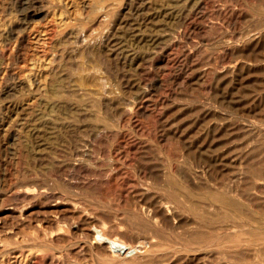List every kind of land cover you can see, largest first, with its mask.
Here are the masks:
<instances>
[{
  "label": "rangeland",
  "instance_id": "374dc122",
  "mask_svg": "<svg viewBox=\"0 0 264 264\" xmlns=\"http://www.w3.org/2000/svg\"><path fill=\"white\" fill-rule=\"evenodd\" d=\"M263 152L264 0H0L4 216L62 199L60 210L77 202L126 234L145 232L136 212L179 232L186 216L142 202L166 169L261 217ZM230 213L218 209L220 231ZM3 245L0 264H13ZM190 248L171 264H224Z\"/></svg>",
  "mask_w": 264,
  "mask_h": 264
},
{
  "label": "bare ground",
  "instance_id": "6f19581e",
  "mask_svg": "<svg viewBox=\"0 0 264 264\" xmlns=\"http://www.w3.org/2000/svg\"><path fill=\"white\" fill-rule=\"evenodd\" d=\"M37 130L32 132L29 129L28 133L36 137L34 134ZM262 163L258 164L262 167ZM160 173L167 179L164 185L161 184L165 187L163 190L155 188L162 191L154 193L150 190L152 194L143 191L142 202L146 208L154 205L151 209L155 214L171 213L173 209L174 215L177 212L179 218L186 216L190 225L184 223L186 227L183 230L182 222H179L181 218L177 217L181 225L179 232L177 229V232L174 230L171 233L162 230V227L141 218L136 212L132 213L133 219L130 217V220L135 229L144 228L145 232L140 235L134 229L137 234H133L132 227L131 234L127 231L128 236L121 231V225L117 223V228L109 227L99 215L88 212L86 207L77 202H70L65 209L60 210L59 206L63 203L58 202L62 199H56L55 203L35 216L29 210L31 204L19 208L8 206L4 210L8 216L0 211V242L4 244L2 250L14 258L13 264H171L176 257L187 255V247L192 246L190 250L203 249L210 256L221 254L224 264H264V216L258 217L256 210L240 214L237 212V202L210 186L203 192H197L186 182L172 178L168 170L164 169ZM158 178L155 177L156 180ZM160 181L163 182L162 179L156 182ZM25 190L33 193L31 187ZM249 194L251 196L252 191ZM220 206L234 211L222 218V231L219 226L216 228ZM248 226L254 228L249 229L251 235L235 233L236 229L246 231ZM2 234L8 237L6 243ZM135 240L141 244H134Z\"/></svg>",
  "mask_w": 264,
  "mask_h": 264
}]
</instances>
